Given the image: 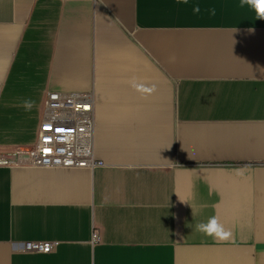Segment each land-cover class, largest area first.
Listing matches in <instances>:
<instances>
[{"label": "crops", "instance_id": "1", "mask_svg": "<svg viewBox=\"0 0 264 264\" xmlns=\"http://www.w3.org/2000/svg\"><path fill=\"white\" fill-rule=\"evenodd\" d=\"M48 92L93 96L97 165L0 166V264H264V21L247 6L0 0V152L36 144ZM210 216L231 240L186 226Z\"/></svg>", "mask_w": 264, "mask_h": 264}, {"label": "built area", "instance_id": "2", "mask_svg": "<svg viewBox=\"0 0 264 264\" xmlns=\"http://www.w3.org/2000/svg\"><path fill=\"white\" fill-rule=\"evenodd\" d=\"M94 98L91 94L48 92L38 140L29 149L0 152V166L82 169L94 168ZM100 241L97 232L93 243ZM53 242H27L25 252L50 253Z\"/></svg>", "mask_w": 264, "mask_h": 264}, {"label": "clouds", "instance_id": "3", "mask_svg": "<svg viewBox=\"0 0 264 264\" xmlns=\"http://www.w3.org/2000/svg\"><path fill=\"white\" fill-rule=\"evenodd\" d=\"M178 2L187 3L188 0H178ZM247 6L251 11L255 13L256 20L264 21V0H239V7L244 8ZM211 14L215 15V9H211ZM194 13L200 12L199 5L194 6ZM236 31V30H235ZM249 33L254 32V29H247ZM33 106V102L26 101L24 107L26 109H31ZM187 227H191L194 231L203 234L206 237H211L213 240L218 242H225L232 239V232L224 227L222 223H220L217 216H210L206 222L201 221L198 223L188 224Z\"/></svg>", "mask_w": 264, "mask_h": 264}]
</instances>
